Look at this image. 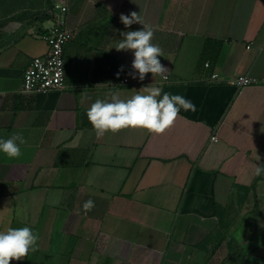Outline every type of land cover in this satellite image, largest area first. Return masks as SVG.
<instances>
[{"label":"crops","instance_id":"1","mask_svg":"<svg viewBox=\"0 0 264 264\" xmlns=\"http://www.w3.org/2000/svg\"><path fill=\"white\" fill-rule=\"evenodd\" d=\"M62 1L73 34L64 89L22 91L50 24L15 22L0 48V137L26 141L18 158L0 153V231L30 226L39 237L10 264H264V0ZM134 12L166 67L143 82L115 75L133 71L132 53L114 46L143 27L121 22ZM241 74L259 83L237 91ZM146 85L195 111L181 109L162 134L97 136L91 104Z\"/></svg>","mask_w":264,"mask_h":264},{"label":"clouds","instance_id":"2","mask_svg":"<svg viewBox=\"0 0 264 264\" xmlns=\"http://www.w3.org/2000/svg\"><path fill=\"white\" fill-rule=\"evenodd\" d=\"M120 19L125 28L136 22L143 27L121 32L122 39L114 47L117 51L132 53L133 71L126 72L125 65H120L115 75L119 77L123 74L143 82L149 73H165L166 67L160 62L162 49L152 42L154 28L145 24L135 12L131 17L121 15ZM181 109L195 111V105L180 94L164 92L159 86L146 85L143 86V91H137L130 98H122L116 91L107 93L104 98H98L91 104L87 117L97 136L127 127H140L151 133L162 134L174 124ZM25 143L22 133H14L7 139L0 137V153L9 158H18L22 155L21 145ZM255 175H264V166H257ZM94 206L92 199L83 204L85 211H90ZM38 239V235L30 226L10 227L6 231H0V264H10L11 260H20L28 256L29 252L36 251Z\"/></svg>","mask_w":264,"mask_h":264},{"label":"built area","instance_id":"3","mask_svg":"<svg viewBox=\"0 0 264 264\" xmlns=\"http://www.w3.org/2000/svg\"><path fill=\"white\" fill-rule=\"evenodd\" d=\"M67 11L68 7L64 1L54 0L50 9V26L42 34L47 42V52L44 55L33 57L23 71V92H47L61 90L67 86L64 47L73 36L72 31L66 25ZM122 81L127 82L128 80L124 78ZM231 83L239 91L245 86L259 83V80L248 74H241L231 80ZM217 139L216 133L210 137L211 141H217Z\"/></svg>","mask_w":264,"mask_h":264},{"label":"rangeland","instance_id":"4","mask_svg":"<svg viewBox=\"0 0 264 264\" xmlns=\"http://www.w3.org/2000/svg\"><path fill=\"white\" fill-rule=\"evenodd\" d=\"M48 6V0H0V48L4 46L6 34L13 23L35 21L27 17L46 12ZM43 21L46 25L50 24V20Z\"/></svg>","mask_w":264,"mask_h":264},{"label":"trees","instance_id":"5","mask_svg":"<svg viewBox=\"0 0 264 264\" xmlns=\"http://www.w3.org/2000/svg\"><path fill=\"white\" fill-rule=\"evenodd\" d=\"M53 2H54V0H48L49 6H48V9H47L46 12H42V13H39V14H33L30 17H27V18L33 19L35 21H37V20L38 21L47 20L51 16L50 9L53 6ZM22 19H25V18H22ZM106 56H109V55L106 54Z\"/></svg>","mask_w":264,"mask_h":264}]
</instances>
